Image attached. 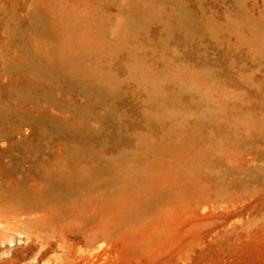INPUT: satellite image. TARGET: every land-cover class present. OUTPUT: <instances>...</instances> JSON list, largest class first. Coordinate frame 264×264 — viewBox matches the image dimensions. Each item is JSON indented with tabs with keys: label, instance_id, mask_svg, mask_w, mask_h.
Wrapping results in <instances>:
<instances>
[{
	"label": "rangeland",
	"instance_id": "1",
	"mask_svg": "<svg viewBox=\"0 0 264 264\" xmlns=\"http://www.w3.org/2000/svg\"><path fill=\"white\" fill-rule=\"evenodd\" d=\"M0 264H264V0H0Z\"/></svg>",
	"mask_w": 264,
	"mask_h": 264
},
{
	"label": "bare ground",
	"instance_id": "2",
	"mask_svg": "<svg viewBox=\"0 0 264 264\" xmlns=\"http://www.w3.org/2000/svg\"><path fill=\"white\" fill-rule=\"evenodd\" d=\"M95 255H96V253H95ZM95 255H94V256H95ZM96 258H98V257H96ZM105 258H106V257H105ZM94 262H95V261H94ZM103 263H104V261H103ZM105 263H106V262H105Z\"/></svg>",
	"mask_w": 264,
	"mask_h": 264
}]
</instances>
